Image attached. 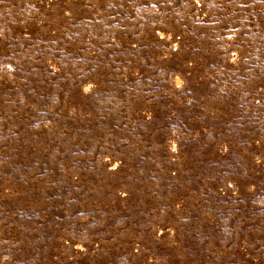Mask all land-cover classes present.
Segmentation results:
<instances>
[{
	"label": "rangeland",
	"instance_id": "1",
	"mask_svg": "<svg viewBox=\"0 0 264 264\" xmlns=\"http://www.w3.org/2000/svg\"><path fill=\"white\" fill-rule=\"evenodd\" d=\"M0 264H264V0H0Z\"/></svg>",
	"mask_w": 264,
	"mask_h": 264
}]
</instances>
